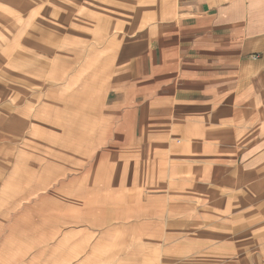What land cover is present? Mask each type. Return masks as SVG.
<instances>
[{
	"label": "rangeland",
	"instance_id": "374dc122",
	"mask_svg": "<svg viewBox=\"0 0 264 264\" xmlns=\"http://www.w3.org/2000/svg\"><path fill=\"white\" fill-rule=\"evenodd\" d=\"M117 2L0 0V264H207L251 241L221 223L223 139L191 126L184 143L170 119L146 123L142 97L104 105L169 7Z\"/></svg>",
	"mask_w": 264,
	"mask_h": 264
},
{
	"label": "crops",
	"instance_id": "0c3cea01",
	"mask_svg": "<svg viewBox=\"0 0 264 264\" xmlns=\"http://www.w3.org/2000/svg\"><path fill=\"white\" fill-rule=\"evenodd\" d=\"M115 5L169 7L161 23L130 45L131 55L139 58L137 75L114 86L111 92L119 97L112 102L111 93L106 95L108 112L142 97L146 123L170 119L184 143L191 126L197 136L223 139L213 158L220 170L221 160L228 162L232 195L221 223L234 234L258 239L264 235V0H120ZM83 93L88 104L89 88ZM210 214L215 215L213 209ZM251 236V241L242 236L231 242L225 259L207 264H264V236Z\"/></svg>",
	"mask_w": 264,
	"mask_h": 264
}]
</instances>
